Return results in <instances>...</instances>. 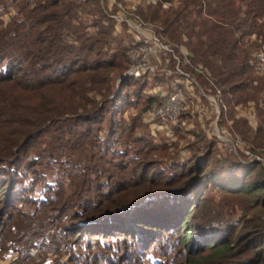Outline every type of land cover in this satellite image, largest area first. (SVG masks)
Returning <instances> with one entry per match:
<instances>
[{"label":"trees","instance_id":"obj_1","mask_svg":"<svg viewBox=\"0 0 264 264\" xmlns=\"http://www.w3.org/2000/svg\"><path fill=\"white\" fill-rule=\"evenodd\" d=\"M101 1L0 0V196L4 201L0 221L6 219L0 223V242L20 237L16 242L24 247L17 252L24 249L20 252L25 255L34 239L52 232L58 224V234L40 242L54 246L56 254L62 244L72 251L79 241L90 244L94 237L104 243L110 238L121 239L119 248L143 260L150 245L165 236L171 245L180 246L181 258L159 264H264V233L245 232L236 244L233 225H214L211 213L202 215L199 210L204 192L215 189L256 209L254 228L264 229L262 126L252 130L234 113L228 116L234 132L263 162L221 153L199 124L188 132L170 127L178 138L192 134L199 145L194 151L190 148L185 159L181 149L176 150L183 159L162 172L160 164L149 159L155 140L144 120L145 112L160 106L162 99L145 92L153 82L163 86L179 77L159 72L140 79L125 75L130 68L125 44L128 24L113 19L117 11L102 8ZM165 1H176L177 6L165 9L161 3H141L129 17L151 26L161 42L183 46L190 63L201 67L204 74H195L188 66L185 70L203 85L212 83L220 90L231 112L236 106L247 108L256 98V76L248 64L251 51L244 46L258 47L264 41V0ZM252 36L258 44L249 43ZM131 95L135 101H130ZM134 104L140 108L138 115L127 123L118 121L116 116ZM255 111L264 122V98ZM107 113L111 117L105 138L94 125L103 122ZM142 128L148 135L137 131ZM51 130L58 132L63 148L73 149L77 157L72 167L60 156L62 146L50 144L44 152L52 159L51 166H59L72 179L108 176L96 185L95 204L78 199L71 205L58 183L48 187V195L36 200V209L27 213L19 206L28 204V187L22 185L23 179L16 180L14 169L23 164L26 169L42 165L37 163L38 155L35 160L29 155ZM121 138L127 142H120ZM116 144L123 149L114 148ZM94 148L99 157L90 170L92 175L81 163ZM183 148L189 149V145ZM110 156L121 161L112 162ZM115 167L120 169L116 173ZM256 169L258 179H249ZM72 170H77L75 175ZM53 212L72 222L60 225L61 219L55 221ZM72 256L71 264L95 263V259L85 263ZM131 261L135 262L133 257ZM109 263L126 264L123 258Z\"/></svg>","mask_w":264,"mask_h":264},{"label":"rangeland","instance_id":"obj_2","mask_svg":"<svg viewBox=\"0 0 264 264\" xmlns=\"http://www.w3.org/2000/svg\"><path fill=\"white\" fill-rule=\"evenodd\" d=\"M118 1L119 0H115L116 3L114 5L111 0H102L101 4L104 6V7L102 6V8H106V9L108 8L111 10L110 12L112 13L116 10L117 12L113 14V16L117 15L120 12L125 15L124 22L128 21L127 22L128 27L125 28V33L127 34L128 37L125 38L126 39L125 42L131 41V39H133L135 34L137 33L146 32L144 28H147L150 30L153 29L151 28V26H146V25H142L144 28L140 27L139 22L129 17V15L132 14L131 13L132 11L131 9H125L128 3L126 2L119 3ZM123 9L125 10L123 11ZM122 33L124 32L122 31ZM253 42L254 43L256 42V44H258L259 40H257L256 36H252L251 39L249 40V43H253ZM246 47L251 52L257 48L256 45L255 46L253 45L244 46V48ZM157 64L160 65L159 66L160 69L163 67L164 70L173 71L176 68V63H174V61L172 60H170V62L167 63V61H161L158 59ZM173 65H174V69H171L170 67ZM180 68L181 70L183 69L184 71H186L184 67L182 68L180 66ZM154 74L155 73L153 74L151 73V76L153 77ZM190 74L191 76H194L196 82L198 83L199 87L202 90L204 91L208 90L209 96H212L215 93V88L212 83H209L210 86L203 85L195 75H193L192 73ZM254 78L256 81L255 83L256 87L253 89V91L256 92L255 93L256 98L250 100L249 102L254 103L256 105L258 103L260 104L264 98L263 96L264 92L262 91L264 87L263 85L264 83L262 82H264V79L262 80L261 78H256V77ZM175 80L176 82L175 81L171 83L166 82V84H164L162 88L167 91V90H170L171 87H173V85H176V83H179L180 85L181 84L183 85V83H185L182 77H179L178 80L177 79ZM193 89H194V92H193L194 96H197L198 89L194 87ZM135 100H136V97L134 95H131L130 101H135ZM222 100L226 104V102L223 99V96H222ZM139 109L140 108L137 104L130 105L124 108L125 111L123 114L116 116V117L118 121L122 123H127L130 121L132 117H134L135 115H138ZM241 109H243V107L236 106L234 110H232L231 112V110L229 109V106L227 105V115L229 116V114L234 113L235 117H237L238 119H241L238 116L240 114L239 111ZM213 110L215 111V109H213L212 107L211 111ZM110 117L111 115L107 113L104 116L103 122H101L100 124L97 123L94 125L95 129L98 127L101 128V131L99 132V134L100 136L102 137L104 136L105 138H107V136L109 135L107 133L108 132L107 130H108V121ZM116 117H114L113 119L116 120ZM257 117H258V120L263 123V119H261L259 116ZM246 127H250V126L246 123ZM195 128H196V125L194 126L193 129ZM137 131H141L143 135L145 134L148 135L147 131L143 128ZM58 135L59 134L57 131L51 130L49 134H47L46 136L40 139L39 148L37 150H32L31 154L29 155L30 159H34L38 155L37 157L39 159L37 163L39 162L42 165L38 164L35 168L26 169L25 165L23 164L22 167L18 168L17 166L14 169L15 171H17V175H18L17 176L18 179L16 180L23 179L22 185L28 187V193L25 198L28 200V204L23 203L22 205L19 206L21 210L27 213L36 209V206L34 203L36 200L43 199L46 197V195H48L46 193L48 187L55 186V184L58 185V183H60L63 186L66 196L70 197V202H72L71 205L77 202L78 199H80L79 202L83 201L84 199H88V201L90 200L92 204L93 203L95 204V202H97V197H96V187L97 186L96 185H99L98 183H100L101 181L104 182L106 180V177L108 176L105 173L103 177L98 178L96 175L94 176L90 172L91 169L92 170L95 169L94 168V166H96L95 162L97 161L99 157L98 149L96 151L95 150L96 148L92 150L93 152H89V153L86 152L85 161L81 163V167H86L88 174H92L93 176H87L88 178L85 177L84 179L80 178L81 176H79L76 179L75 178L72 179L69 176L65 177L63 173L61 172V169L59 166H56V165L51 166L53 161L52 159L49 161V156L45 154L46 152H44L46 151L47 146L50 144L54 146H58L60 144L62 146V149H60V156L66 159L68 163L72 164V167H74L73 165L77 162L75 151L71 148L69 149L63 148V145L65 144L60 143V141L57 139ZM160 135L161 137L158 135L153 136L155 140V142L152 143L154 145V148H153L154 151H152V154L150 155L149 159L153 161H157L160 164L159 166L162 172L164 171L168 172V170L172 168L173 163L176 164V162L180 161L179 160L180 158L185 159L189 156L191 152L190 148H192V151H194V149L197 148L199 145L196 142V139L192 137V134L191 135L186 134L183 136H179V138L174 136L173 134L171 135V133L166 134V136H165V133H162V134L160 133ZM132 136L134 137V134ZM238 137L240 138L239 135ZM119 141L122 143L127 142L125 141V139H122V138ZM187 145H189V149L183 148V147H186ZM113 147L120 149V150L123 149L118 144L114 145ZM180 149H181L182 155L184 156L183 158L181 156L178 157V155L175 152L176 150H180ZM122 160L125 161V158L123 157ZM111 161L112 162L121 161V158H116L113 156L111 157ZM48 164H50V166H48ZM116 168L117 167H115L113 170L115 171V173L118 172V170H120ZM69 170H70V167H69ZM72 171L74 175L77 172V170H72ZM258 173L259 171L256 169L254 174L249 179H258ZM77 189H79V191ZM73 194H77V197L75 198ZM49 197H51V195H49ZM3 204H4V201L2 200V197L0 196V211H2L1 209L3 207ZM199 210L202 215L206 214L207 212H210L211 214L209 217L211 219V222L214 225H217V224L222 225V226H225L227 224L233 225L235 228V233L233 234V240L236 244L239 243V236H241L245 232L256 231L254 232V234L264 233V229L261 228L260 226L257 229L254 228L255 226H257V222H258V214H257L258 211L256 209L250 208L246 204V202H243V200L234 199L231 196L222 194L218 190L207 189L204 192L203 201H201L200 203ZM59 213H61V211ZM52 214L55 217V221L58 219H61V214H56L55 212H53ZM62 218L63 219L60 220V225L67 226V225H70V223L72 222V219H70L69 221V219L68 218L66 219V217H62ZM1 219L2 220L0 221V223L5 222L6 220L5 218H1ZM53 228H54L53 231L50 233L48 232L44 237H39V238L34 239L32 243L33 248H31L29 252H27V254L25 255H23L20 252L22 250L24 251V249L17 252V249H21L22 247H24V244L22 245L16 242L17 240L20 239V237L15 238V239L12 238L10 240H6L5 242L4 240H2V242H0V264H71L73 263L72 255H75V258H77V260L81 262L87 263L89 260L95 259V263H100V264H110L109 263L110 259L116 262L120 258H123L126 264L128 263L129 264H159V263H164L165 261L167 262L174 261V260L180 261L179 259L181 258L180 256H178L180 253L179 250L182 251L180 246H177L175 244L171 245V240L170 241L166 240L165 236H162V240H157L155 243L150 245L151 247L149 250L146 251L148 253L143 260H141L139 257H136L137 255H134V253L130 251H126L125 249H121L122 248L121 239H116L117 241L116 242L115 240L110 239V238L105 240L104 243H102V239L98 238L99 239L98 240L97 238L95 239L94 237L91 238L92 240L90 241V244L89 242L86 243L83 241H79L73 247L72 251H70L69 247H66L64 244H62L60 249H58V253L56 254L53 252L56 249L54 246H50V245L47 246L45 244L44 245L40 244V242L46 243V239H49L50 237L49 235L51 234L57 235L61 227H58V224L57 225L54 224ZM1 230H3V226L0 224V232ZM168 242H169V245H168ZM88 244L92 246L90 250H87L86 252L85 251L86 245ZM125 253H128L129 255L125 256ZM130 257H133L135 262L131 261L132 263H130Z\"/></svg>","mask_w":264,"mask_h":264},{"label":"built area","instance_id":"obj_3","mask_svg":"<svg viewBox=\"0 0 264 264\" xmlns=\"http://www.w3.org/2000/svg\"><path fill=\"white\" fill-rule=\"evenodd\" d=\"M113 3L115 0H111ZM128 3L125 9H133L141 3L152 4L161 3L162 7H176L177 2H168L165 0H123ZM123 9V11L125 10ZM125 15L121 12L113 19L118 22H124ZM128 21H126L127 23ZM118 29L119 23L117 24ZM140 27H143L140 24ZM144 28V27H143ZM146 32L135 34L131 42H126L128 47L127 56L130 68L125 75L140 79L145 74L164 73L165 76L172 74L182 77L184 82L182 87L179 83L173 85L170 90H164L159 83L153 82L150 88L145 92L146 95L156 96L162 99L160 106H154L145 112V122L153 136L160 133L169 134L170 127L177 130L191 131L194 126L199 124L200 129L204 132L208 139L216 142L219 151L225 155H233L244 159L247 162L259 161L263 159L255 155L249 148L248 144L242 141L236 133H234L231 120L227 115V105L222 100L220 90L216 89L212 96H209L208 90H202L196 82L191 72L181 70L188 66L195 74H204L201 67H194L189 59L185 48L173 47L161 42L155 33L147 28ZM179 52V53H178ZM181 55V56H180ZM170 60L176 63L173 71L160 69L157 60ZM248 64L257 78L264 79V41L259 47L253 50L249 56ZM164 65V64H163ZM192 87V88H191ZM194 88L198 89L197 96H194ZM210 108H209V107ZM215 111H211V108ZM238 115L241 119L252 128L256 129L262 126L264 132V122L258 120L255 104L249 103L247 108L241 109ZM172 135V133H171Z\"/></svg>","mask_w":264,"mask_h":264}]
</instances>
